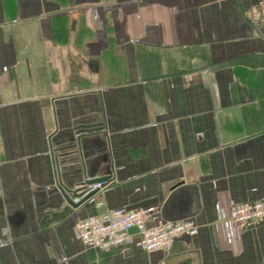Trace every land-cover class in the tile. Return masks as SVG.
I'll return each instance as SVG.
<instances>
[{"label": "crops", "instance_id": "0c3cea01", "mask_svg": "<svg viewBox=\"0 0 264 264\" xmlns=\"http://www.w3.org/2000/svg\"><path fill=\"white\" fill-rule=\"evenodd\" d=\"M107 187L78 207L87 180ZM264 0H0V264H264ZM154 206L168 250L86 247L76 225ZM264 218V217H263Z\"/></svg>", "mask_w": 264, "mask_h": 264}, {"label": "built area", "instance_id": "2783aa9c", "mask_svg": "<svg viewBox=\"0 0 264 264\" xmlns=\"http://www.w3.org/2000/svg\"><path fill=\"white\" fill-rule=\"evenodd\" d=\"M105 182L91 185L90 190L104 189ZM94 201V197L90 199ZM154 206L128 210H111L101 215L84 218L76 225L77 237L86 247L109 250L130 242L132 228H137V245L146 251L168 250L177 238L197 235L199 226L192 220L165 222L148 226L154 218ZM264 199L251 202H232L228 211L217 209V224L225 240L235 244L240 231L254 226L264 218Z\"/></svg>", "mask_w": 264, "mask_h": 264}, {"label": "water", "instance_id": "95a60500", "mask_svg": "<svg viewBox=\"0 0 264 264\" xmlns=\"http://www.w3.org/2000/svg\"><path fill=\"white\" fill-rule=\"evenodd\" d=\"M109 179V176L101 177V178H94L87 180L83 185V188H80L78 190H74L73 192L67 191L68 193H65L66 200L75 207H78L80 205H83L90 201V199L100 191V189L90 190L91 185H94L96 183L105 182L107 185V181ZM137 228H132L131 232H136Z\"/></svg>", "mask_w": 264, "mask_h": 264}]
</instances>
